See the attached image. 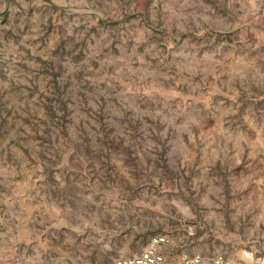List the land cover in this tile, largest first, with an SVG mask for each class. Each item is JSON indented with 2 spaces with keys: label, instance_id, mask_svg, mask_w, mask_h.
<instances>
[{
  "label": "rangeland",
  "instance_id": "rangeland-1",
  "mask_svg": "<svg viewBox=\"0 0 264 264\" xmlns=\"http://www.w3.org/2000/svg\"><path fill=\"white\" fill-rule=\"evenodd\" d=\"M0 264H264V0H0Z\"/></svg>",
  "mask_w": 264,
  "mask_h": 264
},
{
  "label": "built area",
  "instance_id": "built-area-1",
  "mask_svg": "<svg viewBox=\"0 0 264 264\" xmlns=\"http://www.w3.org/2000/svg\"><path fill=\"white\" fill-rule=\"evenodd\" d=\"M139 263H143V261H139Z\"/></svg>",
  "mask_w": 264,
  "mask_h": 264
}]
</instances>
